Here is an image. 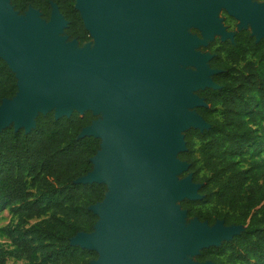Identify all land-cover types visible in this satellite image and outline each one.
I'll use <instances>...</instances> for the list:
<instances>
[{"label": "water", "instance_id": "obj_1", "mask_svg": "<svg viewBox=\"0 0 264 264\" xmlns=\"http://www.w3.org/2000/svg\"><path fill=\"white\" fill-rule=\"evenodd\" d=\"M207 2L225 6L241 26L250 22L251 36L264 39V13L248 0H75L94 42L93 49L76 48L87 42L68 39L56 4L45 20L32 7L19 14L10 0H0V60L17 80L15 96L0 104V132L27 134L48 112L55 119L85 111L95 117L78 137L99 139V149L91 171L75 183L107 190L88 207L98 218L92 232L70 239L97 253L88 264H214L186 255L195 258L242 230L196 217L184 225L180 206L203 198L189 164L178 158L186 151L185 131L209 128L196 111L206 106L197 92L220 88L212 80L219 70L209 66L213 55L195 51L204 42L185 26L209 39L234 36L218 29Z\"/></svg>", "mask_w": 264, "mask_h": 264}, {"label": "trees", "instance_id": "obj_2", "mask_svg": "<svg viewBox=\"0 0 264 264\" xmlns=\"http://www.w3.org/2000/svg\"><path fill=\"white\" fill-rule=\"evenodd\" d=\"M51 2L68 22L64 34L69 40L79 45L91 40L75 0H10L19 14L32 7L45 20ZM216 44L209 66L219 70L212 80L220 88L197 92L206 106L196 111L209 128L185 131L186 151L178 154L189 164L187 173L200 184L203 198L183 200L180 206L187 219L242 227L231 240L202 249L196 261L264 264V166L256 161L254 147L258 131L264 142V39L256 41L249 29H242L232 40ZM16 93L15 75L0 60V104ZM94 119L90 111L59 119L48 112L36 117L27 134L12 127L0 132V212L16 220L11 230L9 225L2 229L13 247L0 249V264L7 258L32 264H80L97 258L96 252L70 244L78 233L92 232L98 218L88 207L102 201L107 190L101 183H75L91 171L90 159L99 149V139L78 137ZM32 220L37 222L28 226Z\"/></svg>", "mask_w": 264, "mask_h": 264}, {"label": "rangeland", "instance_id": "obj_3", "mask_svg": "<svg viewBox=\"0 0 264 264\" xmlns=\"http://www.w3.org/2000/svg\"><path fill=\"white\" fill-rule=\"evenodd\" d=\"M264 3V2H263ZM262 6H264L263 4H261ZM220 22L222 24L223 27H227L228 29H225L226 32L228 33H234L235 31H237L238 29H235L237 23L239 24L240 22H235L233 20H230L228 18L227 15H221L220 17ZM186 32L196 36L197 38L203 40L204 45H200L197 48H195V51L201 54H205V55H212V51L215 49V47L217 46L216 42L221 40V36L220 35H212V38L209 39L207 36H203L201 34V32L197 29H191L190 26H185ZM250 30V29H249ZM214 44L212 46V48H210L211 44ZM89 46V48L93 49L94 48V42L93 41H89L87 43H85L82 46H78L76 48H82L83 46ZM186 69H191L194 70V68H186ZM98 116L101 117L102 113H98ZM263 127H264V122H263ZM262 134L260 133V131H258V138L256 139V141L254 142V147H258L256 149V153H257V158L256 161L260 162L263 164L264 166V142H262ZM253 147V149H254ZM244 160L248 159V156H244L243 157ZM250 160V159H249ZM249 164V161H248ZM241 165L248 169L249 165H247L245 162H242ZM257 183H261V180L258 181ZM179 203H176V205H178ZM195 208H200L202 210L205 209H210V205H196ZM16 220L13 219L11 220L10 215L7 211H2L0 212V249L2 250H6V249H12V238L7 236L4 232H3V228L7 225H9V229L11 230L14 225H15ZM37 222V220H32L28 223V226ZM189 224V219H185L184 225H188ZM186 260H192L195 261V258L193 256L190 255H186ZM90 261V259H81L80 264H88ZM5 264H32L26 261H16L14 259L11 258H7L5 261Z\"/></svg>", "mask_w": 264, "mask_h": 264}, {"label": "flooded vegetation", "instance_id": "obj_4", "mask_svg": "<svg viewBox=\"0 0 264 264\" xmlns=\"http://www.w3.org/2000/svg\"><path fill=\"white\" fill-rule=\"evenodd\" d=\"M263 2H264V0H248L249 4H253V5H256V6H261V11L264 13V6L261 5V4L264 5ZM206 6L211 11V14L215 16V18L217 20L218 29H228L227 27L226 28L223 27L221 22H220V17H221V15H224V14L227 15L230 20H233L235 22H238V21L240 22L239 24L237 23L235 29H252V26H251L250 22H247L244 26H241L240 19H238L234 15L230 14L228 9L225 6L215 7L210 2H207ZM206 25H207V29H215L208 22L206 23ZM188 26H190L191 29H201V28L195 27L193 25H188ZM90 260H93V259H90Z\"/></svg>", "mask_w": 264, "mask_h": 264}]
</instances>
